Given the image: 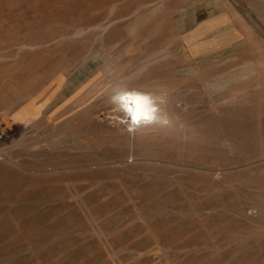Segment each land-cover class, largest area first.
Returning <instances> with one entry per match:
<instances>
[{"label":"rangeland","instance_id":"obj_1","mask_svg":"<svg viewBox=\"0 0 264 264\" xmlns=\"http://www.w3.org/2000/svg\"><path fill=\"white\" fill-rule=\"evenodd\" d=\"M234 2L264 22V0H0V264H264V44ZM119 86L170 119L133 130Z\"/></svg>","mask_w":264,"mask_h":264},{"label":"clouds","instance_id":"obj_2","mask_svg":"<svg viewBox=\"0 0 264 264\" xmlns=\"http://www.w3.org/2000/svg\"><path fill=\"white\" fill-rule=\"evenodd\" d=\"M121 97H131V99L124 100ZM112 102L124 113L127 122L133 127L156 119V102L147 94L121 92L112 97Z\"/></svg>","mask_w":264,"mask_h":264},{"label":"crops","instance_id":"obj_3","mask_svg":"<svg viewBox=\"0 0 264 264\" xmlns=\"http://www.w3.org/2000/svg\"><path fill=\"white\" fill-rule=\"evenodd\" d=\"M242 4L243 3H237L234 2V5L236 6V8L238 9V13H240V17L243 15L244 16V22L246 23L247 27L246 30L248 29V35L247 32H241V30L239 31V39L240 42H244L247 41V39L245 37L248 36V42L251 43L252 45H257V44H264V22H262L260 19H258V17L255 16V14H253L252 11H250L246 6V10H243L242 8ZM242 14V15H241ZM242 20V19H241ZM249 27V28H248ZM21 109H23V107L18 108L16 110H14L10 117H9V121L10 123H24L28 120V118L31 117V114H26L27 116L24 118H21L18 115V111H20ZM7 125V124H6Z\"/></svg>","mask_w":264,"mask_h":264},{"label":"bare ground","instance_id":"obj_4","mask_svg":"<svg viewBox=\"0 0 264 264\" xmlns=\"http://www.w3.org/2000/svg\"><path fill=\"white\" fill-rule=\"evenodd\" d=\"M128 85V84H127ZM137 86V85H136ZM136 86H130V87H128V86H119L118 87V90L115 92V95H117L118 93H121V92H136V93H142V94H147V95H149V96H151L152 98H154V100H155V102H156V107H157V112L155 113V116H156V119L154 120V121H152V122H149V123H141V124H139V125H137V126H151V125H153V124H155L156 122H158V121H160L159 123H161V122H163V121H165V120H167L168 118H169V116L167 115V114H164L163 113V109L164 108H162L161 107V103L159 102V100L160 99H162V100H160V101H162V102H166L167 101V94H164V93H159L158 91V93L157 92H151L149 89V91L148 90H146L145 88L144 89H142V88H139V87H136ZM168 103V102H167ZM167 110V109H166ZM165 112V111H164ZM170 119V118H169ZM172 119V118H171ZM169 121V120H168ZM167 121V122H168ZM170 122V121H169ZM165 123V122H164ZM128 125H130L129 123H128ZM161 125H164V124H161ZM137 126H135V127H133V130H135L136 128H137ZM157 126V125H156ZM161 127V126H160ZM161 154V153H160ZM165 156V155H164ZM158 160V159H157ZM161 160V159H160ZM170 160V159H169ZM182 163V162H181ZM96 164V163H95ZM185 166V165H184ZM165 210V209H164ZM233 212V211H232ZM264 212V211H263ZM263 219H264V215H263V217H262ZM262 231V230H261ZM252 236V235H251Z\"/></svg>","mask_w":264,"mask_h":264},{"label":"built area","instance_id":"obj_5","mask_svg":"<svg viewBox=\"0 0 264 264\" xmlns=\"http://www.w3.org/2000/svg\"><path fill=\"white\" fill-rule=\"evenodd\" d=\"M11 134V128L5 123L0 121V158L4 157L5 149L7 147L6 142ZM248 213L250 215L256 216L259 214V210L257 208H249Z\"/></svg>","mask_w":264,"mask_h":264},{"label":"snow or ice","instance_id":"obj_6","mask_svg":"<svg viewBox=\"0 0 264 264\" xmlns=\"http://www.w3.org/2000/svg\"><path fill=\"white\" fill-rule=\"evenodd\" d=\"M121 99L127 100V99H131V97H121ZM136 99H141V98H136Z\"/></svg>","mask_w":264,"mask_h":264}]
</instances>
